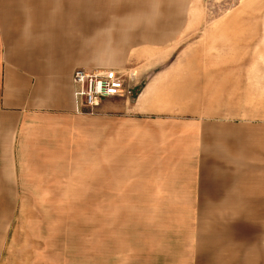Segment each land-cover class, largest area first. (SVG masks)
I'll list each match as a JSON object with an SVG mask.
<instances>
[{"label":"rangeland","instance_id":"rangeland-1","mask_svg":"<svg viewBox=\"0 0 264 264\" xmlns=\"http://www.w3.org/2000/svg\"><path fill=\"white\" fill-rule=\"evenodd\" d=\"M64 2L65 6L61 1L58 9L52 8L50 16L60 18L67 27L64 35L71 36L75 44L79 39L83 47L97 44L87 59H143L146 66L154 67L149 75L169 73L167 87L187 94L186 102L179 104L188 111L180 107L184 112L177 119L203 123L206 142L216 141L213 134L220 131L219 122L232 124L226 130L241 126L242 132H248L252 123L264 121V0H141L135 10L130 9L132 0H99L96 16L89 14L91 7L85 0ZM122 3L129 6L118 7ZM157 6L162 8L160 13ZM80 11L87 13L80 15ZM149 75L140 80L133 97L107 98H120L109 111L114 112L115 125L120 119L115 113H127L122 101L132 103L151 80ZM221 127L223 134L224 124ZM174 130L180 134L186 127L182 124ZM198 146L201 151L203 144ZM147 149L146 154L153 157L146 161L152 166L149 173L154 164L162 169L145 183L129 165L125 175H117L114 168L108 184L100 174L105 159L104 141H99L97 177L90 175L87 152L75 167L67 159L66 175L58 174L57 183H22L18 192L9 190V183L2 184L0 264H192L193 241L186 221L196 222L206 212L168 206L177 202L148 197L155 188L177 185L166 182L173 179V167L164 166L183 162L180 156L185 145L162 142L147 145ZM3 161L0 158V164ZM3 171L0 167L4 177ZM155 177L160 181L157 185ZM24 179L32 181L33 177ZM106 189L112 193L107 195Z\"/></svg>","mask_w":264,"mask_h":264},{"label":"crops","instance_id":"crops-1","mask_svg":"<svg viewBox=\"0 0 264 264\" xmlns=\"http://www.w3.org/2000/svg\"><path fill=\"white\" fill-rule=\"evenodd\" d=\"M61 1L65 6L64 1L82 0H0V158L4 159L0 167L5 170L4 177L0 173V189L4 183H9V190L14 192L22 183H57L58 174L66 175L67 159L69 166L75 167L79 163L76 160L87 152L90 175L97 177L99 141H104L105 159L100 174L108 184L114 168L117 175H125L129 165L137 169L139 181L145 183L148 176H158L156 171L162 169L154 164L149 173L152 166L146 161L153 157L146 154L147 145L183 143L185 151L180 158L184 161L164 166L173 167L170 176L175 179L166 182L177 185L155 188L153 196L149 193L148 197L157 202H177L168 206L206 212L207 216H198L196 222L186 221L193 241L192 264H264V217H259L264 211L258 212L264 209V121L252 123L248 132H242L241 126L226 130L232 124L219 122L224 124L223 134L219 126L220 131L213 134L216 141L206 142L203 123L200 126L177 119L185 109L179 103L186 102L187 94L167 87L169 73L149 75L154 67L146 66L143 59H87L97 44L83 47L81 39L75 44L71 36L64 35L67 27L60 18L50 16V10L58 9ZM85 1L91 7L89 14L96 16L99 0ZM132 1L130 9L135 10L141 0ZM157 9L160 13L162 8ZM128 64L136 72L137 87L145 75L151 80L132 103L125 105L122 101L127 113H115L120 116L116 125L114 112L109 111L120 98L105 100L97 113L88 116L75 111L71 77L76 67L125 70ZM156 115L168 118L153 119ZM182 124L186 131L179 134L174 128ZM25 176L33 180H25ZM159 182L155 177L153 183ZM106 190L107 195L112 193Z\"/></svg>","mask_w":264,"mask_h":264},{"label":"built area","instance_id":"built-area-1","mask_svg":"<svg viewBox=\"0 0 264 264\" xmlns=\"http://www.w3.org/2000/svg\"><path fill=\"white\" fill-rule=\"evenodd\" d=\"M136 72L108 67H76L72 73L73 103L77 113L94 112L105 99L133 97Z\"/></svg>","mask_w":264,"mask_h":264}]
</instances>
